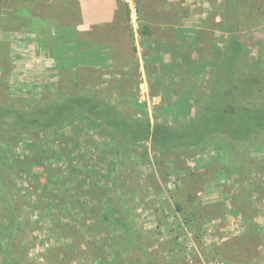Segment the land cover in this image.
<instances>
[{"label": "rangeland", "instance_id": "obj_1", "mask_svg": "<svg viewBox=\"0 0 264 264\" xmlns=\"http://www.w3.org/2000/svg\"><path fill=\"white\" fill-rule=\"evenodd\" d=\"M20 2L0 0V83L17 107L80 85L133 118L181 126L203 111L232 37L245 51L230 102L264 104V0H235L231 21L224 0H117L110 22L84 29L78 0ZM0 142L25 223L12 264H145L141 250L155 264H264V136L239 151L212 136L165 155L142 142L119 163L116 134L80 115ZM120 201L139 245L124 254L107 218ZM6 222L0 210V249Z\"/></svg>", "mask_w": 264, "mask_h": 264}, {"label": "trees", "instance_id": "obj_2", "mask_svg": "<svg viewBox=\"0 0 264 264\" xmlns=\"http://www.w3.org/2000/svg\"><path fill=\"white\" fill-rule=\"evenodd\" d=\"M224 1L227 19L231 21L235 15V0ZM17 3L19 9L24 8L20 0ZM148 33L151 34L149 30ZM244 51V45L232 37L215 64L213 85L204 99L203 111L196 120L177 127H169L163 122L152 125L148 118H133L126 113L124 103L105 99L98 93L87 94L80 85L71 93L60 91L33 105L20 108L5 99L6 91L0 83V140H6L12 145L24 137L60 130L73 118L86 115L116 134L119 163L129 162L142 142H150L155 151L165 155L171 151L187 152L199 147L212 136H219L228 139L234 149L239 151L244 143L264 136V104L238 108L230 102L233 93L231 78ZM2 82L5 84V79ZM7 165L5 162L0 163V210L7 217L8 233L7 240L1 243V264L13 263L7 256V250L10 251L15 242L16 230L25 226L11 188L1 175ZM107 213V218L114 222L116 232L123 237L118 254L129 251L130 245L139 246L133 242L134 235L127 222L124 204L117 202ZM141 253L146 258L145 264H155L146 251L141 250Z\"/></svg>", "mask_w": 264, "mask_h": 264}, {"label": "crops", "instance_id": "obj_3", "mask_svg": "<svg viewBox=\"0 0 264 264\" xmlns=\"http://www.w3.org/2000/svg\"><path fill=\"white\" fill-rule=\"evenodd\" d=\"M82 11L80 27L90 28L110 22L117 9V0H78Z\"/></svg>", "mask_w": 264, "mask_h": 264}]
</instances>
